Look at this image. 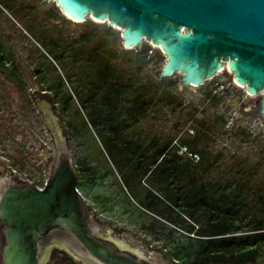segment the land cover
<instances>
[{
    "label": "rangeland",
    "instance_id": "374dc122",
    "mask_svg": "<svg viewBox=\"0 0 264 264\" xmlns=\"http://www.w3.org/2000/svg\"><path fill=\"white\" fill-rule=\"evenodd\" d=\"M92 23L98 24L96 36L83 40ZM121 33L118 27L92 18L85 23L71 20L55 0H0V52L8 68L0 62V186L25 181L43 187L49 183L61 153L67 154L63 157L72 164L77 157L87 158L99 175L106 176L97 184L87 181L79 186L92 235L137 255L145 264H178L171 251L179 245L178 238L184 240L185 232L179 230L168 239L156 238L144 229L150 219L143 215L146 209L141 205L149 207L147 197H152L153 188L141 180L140 170H133L139 164L133 153L140 143L154 138L173 139V144L193 139L200 123L223 118L226 127L199 130L207 137L203 147L208 157L206 172L201 174V170L198 175L216 185L240 182L248 208L264 217L260 201L264 200V118L258 113L261 95L245 97L242 106H250L251 111L246 116L238 104L240 95H245L239 87L228 83L214 86L212 79L183 90L180 75L169 79L172 86L167 87L157 78L166 62L165 54L151 42L144 41L130 50L131 61L106 55L107 46L119 52L127 50ZM108 62L116 68L114 80L134 87L128 93L129 100L145 89L150 102L143 116L128 118L129 129L123 126L120 131L114 121L104 118L108 115L105 105L112 109L116 104L113 97L104 104L106 92L102 88L110 95L116 93L105 66ZM10 69L16 73L11 74ZM224 87L229 89L226 95ZM51 88L59 92L60 100L69 102L67 110L57 103L54 91L45 92ZM164 95L183 106L161 102ZM214 95L220 104L210 101L209 96ZM191 109L197 110L194 117L189 114ZM191 224L186 218L182 223L184 228ZM3 244L0 234V247ZM52 251L43 255L42 264H67L62 257L66 252L59 250L51 256ZM262 252L256 264H264Z\"/></svg>",
    "mask_w": 264,
    "mask_h": 264
},
{
    "label": "water",
    "instance_id": "95a60500",
    "mask_svg": "<svg viewBox=\"0 0 264 264\" xmlns=\"http://www.w3.org/2000/svg\"><path fill=\"white\" fill-rule=\"evenodd\" d=\"M62 13L121 29L122 46H160L166 62L157 78L180 75L183 90L227 79L261 95L264 118V0H55ZM228 77V78H227ZM59 157L43 189L0 190L2 264H42L53 249L83 264H145L96 239L70 161Z\"/></svg>",
    "mask_w": 264,
    "mask_h": 264
},
{
    "label": "trees",
    "instance_id": "16d2710c",
    "mask_svg": "<svg viewBox=\"0 0 264 264\" xmlns=\"http://www.w3.org/2000/svg\"><path fill=\"white\" fill-rule=\"evenodd\" d=\"M97 26L98 24L92 23L90 31L83 36V40H92L97 34ZM1 53L0 62L4 63L5 70H8L6 60ZM105 53L110 58L128 57L130 61L133 54L130 50L119 52L109 46ZM105 66L109 77L112 78L111 87L115 88L116 93L110 95L107 88H102L106 92L104 104L108 98L112 97L116 100V104L112 109L105 105L108 115L104 118L114 121L120 131L123 126L129 129L131 124L128 118L136 120L143 116L150 102L146 100L145 89H139L140 93L129 100L128 93L133 92L134 87L114 80L116 68L109 62ZM10 73L16 72L10 69ZM41 73L42 71L39 72ZM168 80L158 82L165 83L167 87L172 86ZM49 91H54L58 98H56L57 103L62 104L64 110L69 108L67 100L59 99V92L52 88L45 89V92ZM209 99L215 105L220 102L217 96H209ZM88 100L92 104L90 97ZM160 101L181 105L169 95L162 96ZM193 110L190 112L192 117L197 111ZM98 111L100 113V109ZM224 127H226V121L223 118H217L213 123L202 122L198 126V135L193 139H184L180 144L178 142L173 144V139L160 141L154 138L140 143L133 153L135 160L139 163L133 167V170L135 169V172L140 170L141 180L148 181V188L154 189L150 190L152 197H147L150 208L141 205L146 209L143 210V215L150 219L148 226L145 225L144 229L152 232L156 238L165 236L168 239L174 238L179 230L185 232L184 240L178 238L179 245L171 251L172 259L178 264H256L263 254L264 217H260L248 208L240 182L231 181L224 185H216L205 182L203 176L198 175L204 169L208 157V152L203 147L207 137L204 133H199V130L205 128V131H214ZM156 146H158V152L154 154L152 151ZM181 147H187L191 153L198 155L199 161L181 154L179 152ZM150 157L152 162L147 159ZM77 163L78 170L81 172L80 176L91 185L97 184L99 180H104L106 177L99 175L87 158L79 157ZM205 172L206 169L201 174ZM262 200L260 201L264 209V200ZM160 207L163 209L159 210ZM185 218L192 223L190 227H183ZM169 223L173 227H169ZM57 252L59 250H55L54 255H57ZM62 254V257L68 260L67 264H78L67 254Z\"/></svg>",
    "mask_w": 264,
    "mask_h": 264
},
{
    "label": "flooded vegetation",
    "instance_id": "af4514ba",
    "mask_svg": "<svg viewBox=\"0 0 264 264\" xmlns=\"http://www.w3.org/2000/svg\"><path fill=\"white\" fill-rule=\"evenodd\" d=\"M64 14V13H63ZM65 15V14H64ZM228 78V77H227ZM230 84V85H232V86H234V87H239L235 82H233L232 81V77H231V79H227V81H226V83H217V82H215V85L214 86H218V85H220V86H224L225 84ZM241 90H242V92L245 94V95H240V97H239V99H238V104H241V106L240 107H242V109H241V111H242V113L244 114V115H246V116H248L249 115V113L251 112L248 108H250V106H247V105H245V106H242V102H243V100L245 99V97H248V98H252L253 96H251L250 94H248L246 91H245V89H244V87L243 88H241V87H239ZM224 89V91H223V93H224V95H226V93H227V90H229L228 88L226 89L225 87L223 88ZM214 91H216V89L214 90ZM215 96V95H214ZM232 99H233V97H232ZM210 101H211V99H210ZM233 102V101H232ZM218 104H220V103H218ZM218 104H216V105H218ZM254 106V105H253ZM253 106H251V107H253ZM185 108H190V106H186L185 105ZM192 111H194L193 109H191L190 110V112H192ZM190 114V113H189ZM151 150H153L152 148H150ZM155 150V151H154ZM154 150L152 151V153H154V154H157V152H158V146H156V147H154ZM63 152V151H62ZM63 156H67V154L65 155V153L63 152V153H61ZM60 154V155H61ZM60 157V156H59ZM59 157H58V161H59ZM64 158V157H63ZM147 159H149V162H152L153 160H152V158L150 157V158H147ZM77 160H78V157L77 158H75V161L73 162V164L71 163V166H72V168L74 169V171H75V173H76V176L78 177V180H79V183H78V190H79V186H81L82 184L84 185V183H85V180H84V178H82L81 176H80V174H81V172H80V170H78L79 169V167H78V163H77ZM63 161H70L68 158H66V159H64ZM71 162V161H70ZM14 172H16L15 171V169H12ZM55 171V170H54ZM17 179H18V176L17 175H14ZM1 185V184H0ZM48 185V183L45 185V186H34L32 183H26L25 181H22V182H20V183H18V184H16V185H10V186H8V187H5V188H10V187H20V188H24V189H26V188H30V189H39V190H43L46 186ZM83 185L81 186V187H83ZM0 188H1V186H0ZM3 188V187H2ZM1 188V189H2ZM0 189V190H1ZM79 192H80V190H79ZM85 215H86V217H87V210H85ZM88 218V217H87ZM96 239H98L99 241H101V242H104V243H110L115 249H116V251L117 252H119V253H128V252H124V251H122V250H120L119 248H117L116 247V245L114 244V243H112V242H109V241H107V240H104V239H100V238H98V237H95ZM55 250H60V249H54L51 253H52V255L51 256H53V254H54V251ZM128 254H130V253H128ZM130 255H132L134 258H139L137 255H133V254H130ZM69 256V255H68ZM71 257V256H70ZM74 259V258H73ZM75 260V259H74ZM75 261H77V260H75ZM77 262H79V261H77ZM80 264H83V263H81V262H79Z\"/></svg>",
    "mask_w": 264,
    "mask_h": 264
},
{
    "label": "built area",
    "instance_id": "2783aa9c",
    "mask_svg": "<svg viewBox=\"0 0 264 264\" xmlns=\"http://www.w3.org/2000/svg\"><path fill=\"white\" fill-rule=\"evenodd\" d=\"M179 152L183 155H187L190 159L194 161H199V156L191 153L187 147H181Z\"/></svg>",
    "mask_w": 264,
    "mask_h": 264
},
{
    "label": "bare ground",
    "instance_id": "6f19581e",
    "mask_svg": "<svg viewBox=\"0 0 264 264\" xmlns=\"http://www.w3.org/2000/svg\"><path fill=\"white\" fill-rule=\"evenodd\" d=\"M68 18H70L71 20H73V21H75V22H81V21H78V20H76V19H74V18H72V17H70V16H68L67 14H65ZM93 20H95L96 22H98V23H103V22H101V21H98V20H96V19H94L93 18ZM153 44V43H152ZM154 45V44H153ZM156 46V45H155ZM156 47H158V48H160V46H156ZM239 87H243V86H241V85H239L237 82H235ZM251 95V94H250ZM251 96H255V95H251Z\"/></svg>",
    "mask_w": 264,
    "mask_h": 264
}]
</instances>
